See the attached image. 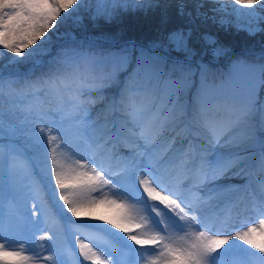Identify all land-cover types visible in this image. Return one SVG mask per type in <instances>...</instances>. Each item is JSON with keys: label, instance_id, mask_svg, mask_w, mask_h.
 I'll use <instances>...</instances> for the list:
<instances>
[{"label": "snow or ice", "instance_id": "6c2138e0", "mask_svg": "<svg viewBox=\"0 0 264 264\" xmlns=\"http://www.w3.org/2000/svg\"><path fill=\"white\" fill-rule=\"evenodd\" d=\"M216 2L231 3L232 14L237 19L247 18L251 21L257 18L258 10L264 11V0ZM82 6L84 0H0V56L6 50L11 54L13 63L32 61L34 65H42L45 57L49 56L47 45L50 43V30L57 27L58 21L72 16ZM112 6L116 7V0H113ZM134 6L143 5L136 0ZM104 11L106 10L97 8V15ZM217 11L226 12V7ZM107 15L111 17V13ZM80 19L79 16L75 17L76 22ZM173 40L178 47L184 46L182 33L175 34ZM96 59L94 53L80 47L62 48L50 56L47 60L48 70L38 77H23L22 83L0 78V95L8 88L17 94L34 97L43 93L52 97L50 104L55 102L54 107H29L26 111L29 114L35 111L36 119L30 123L46 120L55 127L56 135L52 134L53 127L40 126L33 129L29 140L43 157L42 172L48 188L53 194L55 189H59L58 200L63 201L60 206L61 215L66 210L77 219L105 221L126 235L127 240L132 242V245L127 246L133 251L156 253L146 260V264H221L220 258L234 249H239L247 257L264 264V255H259L264 254V219L250 226L247 220L240 221L238 226L245 230L235 231V217L225 214L216 220L211 219L204 212L203 205L206 201L200 197L194 195L187 199L180 190L172 191L170 195L157 190L163 185L159 176L160 157L156 145L166 133L174 131L185 116V105L180 102L179 94L187 86L186 81L169 77L162 81V87H156L150 83H140L133 76L121 92L119 100L109 103L102 93L112 77L85 75L79 71L82 64H94ZM119 61L126 64L128 57L121 56ZM260 70L264 72V67ZM16 84H21V88H14ZM102 101L101 123L100 116L96 120L90 118V110L92 105ZM254 111L255 101L250 97L239 110L236 119L224 122L204 120L201 123L205 107L197 100L192 119L203 129L206 142L198 145L189 143L183 151L176 150L173 159L180 175L177 185L191 178L193 183L187 191L192 192L205 181L225 177L246 178L247 162L250 159L246 154L247 149L257 143L264 149V122L259 128L249 122ZM114 113L119 114L118 120L113 119ZM55 116L59 120H55ZM86 127L93 132L90 140L83 135ZM3 131V123L0 121V133ZM8 131L13 132L12 129ZM81 143L87 145L92 154L75 160V167L67 169L61 157L66 151L73 155L79 154ZM117 144L128 147L130 155L118 156L115 151ZM214 145L230 146L236 150L217 154L214 163L208 164L206 156ZM100 150H103V155L97 159L96 153ZM3 157V147L0 146V167ZM11 159L10 170L15 171L19 158L13 155ZM113 159L120 161L119 171H110L106 166ZM189 160L198 161V164L189 168ZM261 164L264 165V153L261 155ZM137 174L141 177L138 182ZM149 176H152L151 180ZM137 185L143 188L146 197L137 191ZM106 188L113 194L122 193L134 200L145 215L139 217L137 222L133 215L134 206L110 199L104 191ZM231 190L225 188L221 191ZM33 191L39 197V185H34ZM171 196L176 198L172 199ZM156 202L163 205L165 210H161ZM97 204L116 206L121 210L118 218L95 217L85 211ZM255 210L264 215V194ZM151 213L155 214V219ZM25 227L22 224L9 225V230L23 231ZM145 228L151 229V232H145ZM4 230L5 225L0 222V264H31L33 257L25 254L29 249L24 244L19 248H12L11 243L5 242L2 235ZM257 237H260L259 241ZM50 239L52 237L47 233L39 237L40 241ZM238 242H243V245L250 248H245ZM250 249H256L257 252ZM79 250L80 255L91 261V264H108L103 254L95 251L84 240H79ZM44 259L51 260L52 257ZM246 264H251V261H246Z\"/></svg>", "mask_w": 264, "mask_h": 264}, {"label": "rangeland", "instance_id": "374dc122", "mask_svg": "<svg viewBox=\"0 0 264 264\" xmlns=\"http://www.w3.org/2000/svg\"><path fill=\"white\" fill-rule=\"evenodd\" d=\"M139 3L143 6H134L136 0H116V7H113V0H84V6L80 7L72 16L58 21L57 27L50 30V43L47 45L49 56L45 57L42 65H34L32 61L13 63L11 54L5 50L4 54L0 56V78L6 81L17 80L22 83L23 77H38L48 70L47 60L50 56L55 55L62 48L80 47L91 51L97 58L94 64H84L88 66L89 71L91 67L98 69L90 71L91 75L112 77V80L102 93L103 97L110 103L114 100L113 94L115 92L121 94L133 76L140 83H150L152 86L162 87L163 80L169 77L173 80L176 79L171 73L180 72L184 67V63L193 64L195 61L202 60L195 68L192 67L185 69V72L182 71L186 77L188 73L199 77V101L201 103L205 101L204 107L207 109L201 119V123L204 120L224 122L236 119L239 116V112L236 115H228L227 112L233 111V107L241 109L245 102L252 97L255 101V111L249 122L259 128L261 123L264 122V83H262L264 81V72L260 70L264 67V11L258 10L257 18L249 21L247 18L237 19L232 14L231 3L220 4L216 0H139ZM181 5H183V11H181ZM221 7H226V12L217 11ZM97 8L106 11L97 15ZM107 13H111L110 18ZM76 16L81 18L79 22H76ZM222 20L224 21L223 23L221 22ZM177 33L184 35L185 43L183 47H178L173 40L174 35ZM150 47L157 48V50H152ZM164 52L168 59L162 57ZM121 56L128 57L126 64L120 63L119 58ZM142 57L143 60H141ZM197 57L201 59H197ZM80 68H82V65ZM184 81H186L187 86L183 92L187 94V91L194 89L195 85L188 80ZM14 88H21V84L14 85ZM184 93L179 96L180 101L185 96ZM92 98L95 99V96ZM227 98L229 100L223 101ZM51 100V96L43 93L34 97L32 95L17 94V92L10 91L8 88H5L4 94L0 95V121H2L4 128L3 133H0V146L3 147L4 152L2 167H0V197L4 195L7 189L4 173H6V169L11 171V158L15 155L19 159L15 171H12L14 173L13 179L15 178L14 181L12 180V187L15 190L14 193H17L16 195L23 200L22 202L16 196V200L21 206L11 208L10 211L12 212L9 213L2 210V201L3 199L5 200L6 196L0 199V222L5 225L2 235L5 238V242L11 243L12 248H19L21 244H24L29 249L25 254L30 257H37L31 255V253L36 249H41V259L32 260L31 264H78L74 261V257H69L68 255L63 257L51 248H54V246L62 248V246L66 245L67 235L74 240V243L84 240L85 237L83 238V233H72L70 235L66 232L63 235L64 230L60 225L53 222L56 219V215L51 209H48L51 214L48 218L53 224L49 228L46 229V224L41 221L38 226L42 224V227L35 233L32 232L30 227L31 222L29 223V229L25 227L23 231L9 230V225L18 224L19 217L16 212L25 207L29 208L28 211L24 210L31 214L32 219L47 217L43 213V204L40 202H32L30 204L31 197L34 194L33 186L39 185L40 177L36 169L32 170L31 165L26 161L28 159L35 160L42 171L41 161L43 157L38 154L37 149L29 140L33 129H38L40 126L53 127L52 134L56 135L57 133L54 125L46 120H39L35 124L30 123L31 120L36 119V114L35 111L29 114L26 109L29 107L33 109L51 107L52 103H49ZM220 101L223 103L221 106L216 105L214 109L211 108ZM227 107L229 108L228 110ZM102 108L103 101L92 105L90 118L96 120L100 116L99 122L102 123ZM115 114L118 113L113 115ZM211 115H213V119ZM54 119L59 120V117L55 116ZM191 124L190 126L198 131L196 135L199 143L206 142L204 140V131H202L203 129L199 124L196 122ZM64 126H67V124ZM9 129H12L13 132L10 133ZM83 135L90 140L93 135L92 129L86 127L83 130ZM46 136L47 133H45V139ZM173 137H175V140H173ZM182 138L183 135L170 131L161 137L158 145H156L157 153L160 157L158 165L159 175L163 176V178L170 176L174 179V176L170 174L172 172L170 162L174 161L173 156L176 150L182 147V145L180 146ZM77 142H79L78 135ZM116 148L115 151L118 156L123 154L124 157H127L130 155L131 150L128 147L117 144ZM235 150V148L230 146L214 145L207 153V163H214L217 154H227ZM91 154L92 152L87 145L81 143L79 154L73 155L66 151L61 159L65 167L71 169L75 167V160ZM96 155L97 159H99L103 155V150L97 151ZM250 161L251 157L247 162V169ZM117 162V159H113L108 161L106 166L110 171H114L118 169ZM119 166L121 167V164ZM140 178V175L137 174V182ZM149 179L151 180L152 177L149 176ZM244 179L241 177H225L215 181H205L202 184V188L207 194L211 192L208 190L213 187L219 186L218 188L220 189H225V187L229 189L230 186H236L234 185L235 181L240 183ZM260 186L258 184L259 191ZM55 191H57L55 192L57 195L55 196V201L59 207L58 212H60V206L63 205V201L58 200L59 189H55ZM104 191L110 199H116L118 202L134 206L133 215L136 216L137 222H139V217L145 215L141 206L136 204L134 200L125 197L122 193L113 194L107 188ZM137 191L143 193V188L137 185ZM229 194V191H222L221 196L217 197L216 200L219 203H226L227 206H230L229 197L232 196ZM144 195L146 197V194ZM247 201L249 203L245 205L235 204L237 210L244 213L246 207L250 210L249 212L258 207L259 202L250 199ZM104 209L107 211L104 216L106 219H117L118 213L121 211L116 206L105 204ZM161 210L165 209L161 208ZM251 214L249 213V215ZM236 215L241 217L238 212ZM151 216L153 219L155 218L154 213H151ZM72 218L74 217L67 216L65 210L62 220L66 226L67 221ZM261 219H264V217ZM73 221H75L73 223L74 227L78 229L83 224L101 225V227L96 228L110 233L111 236L122 241L126 246L132 245V242L127 240L123 232L112 228L105 221L100 224L77 218ZM81 231L86 232V230ZM144 231L151 232V229L145 228ZM46 233L52 239L40 241L39 237L44 236ZM259 239L260 237H257L258 241ZM87 240L90 239L87 238L84 241ZM37 241L38 244L36 243ZM238 243L243 245V242ZM133 247L138 246L133 245ZM243 247L250 248L247 245H243ZM94 250L99 252L96 249ZM250 250L257 252L256 249ZM65 251L70 253L68 248ZM102 254L108 264H119L114 256L109 255L106 257L104 253ZM229 254L236 256L237 260H242L238 258L242 256L246 261H251V264H253L254 258L247 257L239 249H234ZM48 256H51L52 259L45 260L44 257ZM109 257L110 260L107 259ZM81 259L85 262H90L85 260L83 256H81ZM246 261L242 264H246Z\"/></svg>", "mask_w": 264, "mask_h": 264}, {"label": "bare ground", "instance_id": "6f19581e", "mask_svg": "<svg viewBox=\"0 0 264 264\" xmlns=\"http://www.w3.org/2000/svg\"><path fill=\"white\" fill-rule=\"evenodd\" d=\"M203 208H204V212H206L205 210L211 211V208L208 206L207 203H205L203 205ZM85 211L90 212L92 214V216H95V217L105 216L107 214V211L104 209V204L94 205L92 208L85 209ZM66 214H67V216L73 217V216H71L70 213L66 212ZM74 218H76V217H74ZM80 219L86 220L88 222L97 223V224H100L102 222L101 220H98V219H95V220H88L87 218H80Z\"/></svg>", "mask_w": 264, "mask_h": 264}, {"label": "trees", "instance_id": "16d2710c", "mask_svg": "<svg viewBox=\"0 0 264 264\" xmlns=\"http://www.w3.org/2000/svg\"><path fill=\"white\" fill-rule=\"evenodd\" d=\"M198 59H199V58H198ZM199 62H200V61H198L197 63H199ZM198 90H199V89L196 88V90H195V92H194L195 95H196V93H197ZM195 95H194V96H195ZM195 97H196V96H195Z\"/></svg>", "mask_w": 264, "mask_h": 264}]
</instances>
